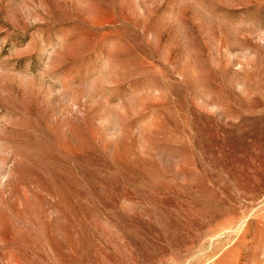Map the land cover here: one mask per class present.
Masks as SVG:
<instances>
[{
  "label": "rangeland",
  "instance_id": "374dc122",
  "mask_svg": "<svg viewBox=\"0 0 264 264\" xmlns=\"http://www.w3.org/2000/svg\"><path fill=\"white\" fill-rule=\"evenodd\" d=\"M0 264H264V0H0Z\"/></svg>",
  "mask_w": 264,
  "mask_h": 264
}]
</instances>
